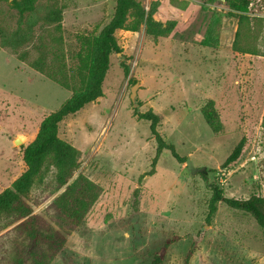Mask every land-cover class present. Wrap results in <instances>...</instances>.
I'll return each instance as SVG.
<instances>
[{"label":"rangeland","instance_id":"1","mask_svg":"<svg viewBox=\"0 0 264 264\" xmlns=\"http://www.w3.org/2000/svg\"><path fill=\"white\" fill-rule=\"evenodd\" d=\"M8 1L0 0V25L14 28L17 13ZM137 1L167 33L153 38L144 24L136 32L116 30L122 51L110 55L102 96L67 116L58 128V136L79 151L73 178L85 175L101 193L84 221L72 227L53 205L64 187L56 184L54 168H46L35 179L28 202L38 230L51 235L55 244H36L18 226L23 219L8 224L2 219L0 264H151L163 242L174 237L160 264H184L189 249V264H264V230L249 214L218 203L211 222H205L211 183L226 197L256 194L264 199L263 110L249 108L247 99L235 117L226 110L220 116L216 109L223 124L216 134L201 114L211 93L222 104V67L237 19L225 15L223 0ZM53 3L41 1L38 9ZM54 5L63 7L60 31L37 23L33 39L20 49L27 51L25 60L0 46V192L25 169L22 150L42 119L71 93L29 66L38 56L36 45H46L48 69L77 88L78 38L101 30L115 0H57ZM215 13L221 14L216 22L219 44L206 48L201 39ZM248 16L251 21L242 28L239 45L264 54V0H250ZM122 62L129 67L128 76ZM257 103L264 105L262 96ZM148 109L160 118L161 137L194 167L205 166L207 180L191 174L168 150L152 173L139 180L150 170L156 149L149 122L135 114ZM243 136L238 159L221 167ZM16 138L20 144L14 143ZM58 243L61 248L54 252Z\"/></svg>","mask_w":264,"mask_h":264},{"label":"trees","instance_id":"2","mask_svg":"<svg viewBox=\"0 0 264 264\" xmlns=\"http://www.w3.org/2000/svg\"><path fill=\"white\" fill-rule=\"evenodd\" d=\"M41 1L55 3L57 0L8 1L9 6L17 13L16 27L8 28L0 25V46L17 52L20 60L26 59L27 51H20V49L33 39L34 27L37 23L52 24L56 31L61 29L63 7L53 3L40 12L42 10L38 9V4ZM223 2L228 8L225 15L237 19L232 49L241 53H255L256 51L239 45L241 30L251 21L248 16L250 0H223ZM220 15V13H215L212 16L205 37L201 39V44L206 48H215L219 44L216 22L219 21ZM143 24L145 32L153 38L164 35L168 31L167 27L153 21L152 11H146L137 0H115L113 14L101 30L96 35H81L78 38L79 51L76 53L77 64L74 70V75L78 79L77 88H72L66 78H61L62 75L59 72H52L48 69L45 63L46 45L41 41L36 45L38 56L29 63V66L36 72L45 74L64 89L70 90L71 93L57 109L42 119L34 138L22 150L25 169L0 192V221L7 219L8 224L23 219L18 226L23 228L36 244H55L51 235L38 230L37 216L32 214L33 209L28 202L35 179L39 178L46 168L49 166L54 168L56 184L60 188L64 187L63 191L55 197L53 205L72 227H77L84 221L86 213L101 193V187L85 175L79 173L73 178L78 167L79 151L71 143L58 136V128L60 122L67 116L76 113L86 104L102 96V83L109 68L110 55L122 51L115 37V31L136 32ZM121 66L123 74L128 76V65L122 62ZM135 114L138 118L149 122V131L156 142L150 170L141 174L139 180L152 173L158 157L164 150H168L177 162H185L186 157L179 156L173 144L166 142L159 134L157 126L160 118L156 113L148 109L145 112H135ZM201 114L212 133L222 131L223 124L212 99H208L202 106ZM244 143L245 137L243 136L232 147L221 167H227L238 159ZM208 187L210 196L206 201V223L211 222L217 204L223 203L230 209L249 214L256 225L264 230L263 197L256 194H251L245 199L226 197L217 185L211 183ZM175 239L174 237L163 242L154 253L151 264L162 263L167 248ZM56 245L54 252L61 248V244ZM191 253L192 250L189 249L184 264H189Z\"/></svg>","mask_w":264,"mask_h":264},{"label":"crops","instance_id":"3","mask_svg":"<svg viewBox=\"0 0 264 264\" xmlns=\"http://www.w3.org/2000/svg\"><path fill=\"white\" fill-rule=\"evenodd\" d=\"M233 39L234 34L228 42L229 52L222 67V104L213 93H211V99L214 101V106L220 116H222L221 112L226 110L235 117L242 108L245 99L249 100L252 105L247 104L249 108L253 107L258 112L262 109L264 113V105L261 107L257 103L261 96L264 99V54L257 52L253 54L241 53L233 50ZM211 66L213 65L211 64ZM256 96H259V98L257 99Z\"/></svg>","mask_w":264,"mask_h":264},{"label":"water","instance_id":"4","mask_svg":"<svg viewBox=\"0 0 264 264\" xmlns=\"http://www.w3.org/2000/svg\"><path fill=\"white\" fill-rule=\"evenodd\" d=\"M9 1H11V0H9ZM117 54H119V53H117ZM135 86H136V83H134L133 86H132V88H131V95H130V98H131L132 100L134 99ZM14 143H15V144H20V143H21V140L18 139V138H16V139L14 140ZM185 165H186L187 169L189 170V172H190L191 174L194 175V174L199 173L200 175H202V177H203L205 180H207V176H206V167H205V166L198 167V168L194 167L193 164H192V162H191V160H190V158H186V159H185Z\"/></svg>","mask_w":264,"mask_h":264}]
</instances>
